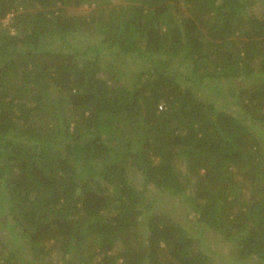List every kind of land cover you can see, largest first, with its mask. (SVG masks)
I'll list each match as a JSON object with an SVG mask.
<instances>
[{"label": "trees", "instance_id": "1", "mask_svg": "<svg viewBox=\"0 0 264 264\" xmlns=\"http://www.w3.org/2000/svg\"><path fill=\"white\" fill-rule=\"evenodd\" d=\"M45 260L264 264V0H0V264Z\"/></svg>", "mask_w": 264, "mask_h": 264}, {"label": "rangeland", "instance_id": "2", "mask_svg": "<svg viewBox=\"0 0 264 264\" xmlns=\"http://www.w3.org/2000/svg\"><path fill=\"white\" fill-rule=\"evenodd\" d=\"M261 7L262 6H259V4H257L254 6V9L258 13ZM78 10L83 13L85 10H89V8H88V5H83ZM3 23L7 24V20H4ZM107 57H108L107 54H105L103 59H107ZM115 57H114V59L116 60L115 64L117 65L116 67L117 69H115V71L118 74H120L121 80H125V82L127 81V83L131 82L130 79L134 77V72H135L134 69L136 66H133L132 65L133 63H131L130 60L127 58L118 57V56H115ZM204 94L206 95V93ZM208 95L210 96L211 94L208 92ZM158 194L159 193H156V192L152 194L154 202H157ZM176 203H177V200L174 198L161 196L157 204L158 206L167 207L169 210H172L176 214H182L184 210L180 206L178 207ZM191 233L197 234V232H191ZM218 238H220L219 235H216L215 233L211 231H207L205 233V243L207 244V247L209 249V255L211 257L213 256L214 259L219 257L220 259L223 260L230 256V251H229L230 245L225 242L220 241ZM57 257H58L57 255L53 254L54 259H57ZM45 262L46 260L39 264H45ZM250 264H255V263L251 262Z\"/></svg>", "mask_w": 264, "mask_h": 264}]
</instances>
